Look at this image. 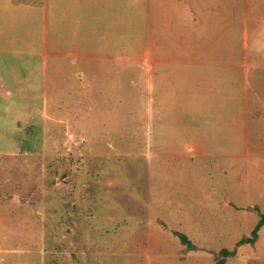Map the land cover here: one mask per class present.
Here are the masks:
<instances>
[{
	"label": "rangeland",
	"instance_id": "rangeland-1",
	"mask_svg": "<svg viewBox=\"0 0 264 264\" xmlns=\"http://www.w3.org/2000/svg\"><path fill=\"white\" fill-rule=\"evenodd\" d=\"M258 26L251 24V49L264 47ZM131 50L132 66L6 59L0 203L9 211L0 221V264H216L224 249L237 251L225 264H264L246 261L264 256V231L259 244L237 247L264 214V180L233 181L241 165L251 179L264 167V108L255 95L264 73L250 77L249 163L152 157L144 49ZM18 103L23 112L13 110ZM246 193L256 210L244 208Z\"/></svg>",
	"mask_w": 264,
	"mask_h": 264
},
{
	"label": "crops",
	"instance_id": "crops-1",
	"mask_svg": "<svg viewBox=\"0 0 264 264\" xmlns=\"http://www.w3.org/2000/svg\"><path fill=\"white\" fill-rule=\"evenodd\" d=\"M263 4L262 0L255 5L253 0H0V85L7 58L38 56L46 63L51 57H63L75 64L110 58L132 66L137 51L131 49L140 45L150 155L249 163L250 77L254 71L264 73V47L251 49V24H261L257 29L264 30ZM113 49L124 55L116 56ZM259 89L256 99L264 108V85ZM2 92L0 87V118L10 111ZM14 108L25 109L20 104ZM245 171L241 165L233 181L250 186L249 182L264 180V167L252 174L254 179ZM233 205L226 201L227 207L234 209ZM5 206L0 203V221L9 211ZM250 207L256 210L258 205L248 197L244 208ZM263 231L264 227L255 245ZM246 259L264 262V256Z\"/></svg>",
	"mask_w": 264,
	"mask_h": 264
},
{
	"label": "trees",
	"instance_id": "trees-1",
	"mask_svg": "<svg viewBox=\"0 0 264 264\" xmlns=\"http://www.w3.org/2000/svg\"><path fill=\"white\" fill-rule=\"evenodd\" d=\"M264 227V214L262 215L260 221L258 222V224L256 225V227L254 228L251 237L248 238H244L242 239L238 244L237 247L249 244V245H255L258 238H259V233L261 231V229ZM180 239L183 245L187 246L188 249L190 251H194L195 250V246L192 244V242L188 239L187 236H185L184 234H180V233H176ZM237 251H229V250H222L219 253V257H217V263L216 264H225L227 258L230 257H234L236 255Z\"/></svg>",
	"mask_w": 264,
	"mask_h": 264
}]
</instances>
